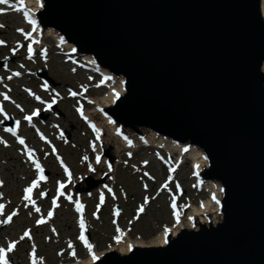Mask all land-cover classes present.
<instances>
[{
	"label": "water",
	"instance_id": "water-1",
	"mask_svg": "<svg viewBox=\"0 0 264 264\" xmlns=\"http://www.w3.org/2000/svg\"><path fill=\"white\" fill-rule=\"evenodd\" d=\"M261 0H41L35 12L75 54L123 80L107 115L202 151L221 188L218 218H193L164 245L93 264H264V18ZM2 62V61H1ZM51 80L45 71L38 73ZM16 126H10L14 128ZM109 162L110 149L104 150ZM89 191L104 179L92 182Z\"/></svg>",
	"mask_w": 264,
	"mask_h": 264
},
{
	"label": "rangeland",
	"instance_id": "rangeland-1",
	"mask_svg": "<svg viewBox=\"0 0 264 264\" xmlns=\"http://www.w3.org/2000/svg\"><path fill=\"white\" fill-rule=\"evenodd\" d=\"M15 2L10 0L11 4H0V8H14ZM14 12L6 13V16L0 14L3 17L0 18V25H3L0 27V40L4 41L0 45V107L3 108V113H0V141H4L0 143V204L4 205L0 221L13 211L17 213L10 223H0V247L6 249L9 243L19 241L17 247L7 253L9 264H32L30 254L33 251L36 264L68 263L87 257L90 252L78 239L81 214L75 210L76 199L84 206L82 215L88 243L97 250H103L114 244L118 228L127 230L130 226V231H127L132 238L147 240L174 222L183 203H197L207 196V191L198 189L196 185L192 160L185 157L180 162L175 161L177 154L169 157V153L157 146L143 145L135 151L124 149L119 158L112 154L114 158L109 162L99 147L101 144L90 127L91 123L83 120L77 111V108H81L83 113L92 109L93 105L87 100L108 90L105 84L98 85L102 75L88 69L82 57L64 54L66 49L57 47L54 38H45L43 48L37 49L29 58L28 40L18 31L22 29L26 33L29 24L23 15ZM43 51L46 55H42ZM40 68L46 70L56 85L44 87L45 82L34 74ZM14 72L20 75L13 76ZM70 92L77 95L72 96ZM4 95L9 99L5 100ZM35 96L41 99L37 100ZM53 99L56 100L54 104L51 103ZM48 104H51L50 109ZM53 105H56L55 109ZM34 111L43 116H32L31 122L22 120ZM17 121L19 127H14L16 135L5 131L9 123L16 126ZM18 137L25 140L24 145L18 143ZM26 149L33 150L34 159L48 171L47 179L39 181V186L31 194L35 207L40 208L39 213L23 199L24 189L33 180H38ZM85 156L87 160L83 159ZM97 156L111 165L108 173L91 170ZM61 160L72 174L71 182L61 167ZM103 175L104 182H98L89 191L84 190L88 186V178L97 183L98 177ZM58 182L66 185L64 196L57 195ZM165 184L167 188L162 187ZM109 188L112 192L108 191ZM41 192H45V196L41 197ZM101 194L105 202L97 212ZM68 195L72 196L71 201L66 199ZM146 197L147 204L144 203ZM53 198L57 199L58 208H52ZM173 198L175 208L172 206ZM117 205L120 208L118 216L114 215ZM141 206L144 207L143 212H139ZM49 210L53 211L52 218L37 225L38 219L47 218ZM25 230H30L32 239L20 241ZM69 241L73 244L71 249L68 248ZM72 252H75L74 256L70 254Z\"/></svg>",
	"mask_w": 264,
	"mask_h": 264
},
{
	"label": "bare ground",
	"instance_id": "bare-ground-1",
	"mask_svg": "<svg viewBox=\"0 0 264 264\" xmlns=\"http://www.w3.org/2000/svg\"><path fill=\"white\" fill-rule=\"evenodd\" d=\"M18 4V0L16 2ZM11 4V3H10ZM24 8L20 11H16L15 8L18 7V5L15 8H4L3 12H0L1 16H6V13H11L12 11H15L16 13H20L24 16V12L27 11L29 13V16L32 20H35V25L29 24V29L27 32H31L32 35L29 40H33L31 42V46L36 47L38 49H42V43L45 41V38H54L57 47H60V49L65 48V52L70 53L72 49L71 43H64L62 38L52 29H44L42 30L40 26L36 22L35 12L40 7V0H23ZM261 13L264 18V0H261ZM2 9V8H0ZM14 12V13H15ZM3 18V17H0ZM25 18V16H24ZM35 29V30H33ZM26 32V33H27ZM34 41H36L34 43ZM28 46V43H27ZM41 47V48H40ZM34 49V48H33ZM35 52H32V55H34ZM44 54V51L42 52V55ZM84 61L86 62V67L88 69H92L99 74L102 75L103 80L99 81L98 85H104L108 87V90L100 95L91 97L89 102L93 105L92 109H86L84 114L88 118V121L91 124H94L97 129L100 130V139L99 142L102 150H105L107 147H110L111 154H113L116 158H119L121 156V152L124 149L129 146V144L125 141L124 137H127L129 140L133 141V145L131 146V149H134L133 151L137 150L139 146H163L167 149L169 152V157H172V155H179L174 158L175 161H181L185 157L190 158L192 160V165L194 167V173L193 176L196 178V185L201 187V189H205L207 191V196L205 198H201L197 201V203L193 202H186L183 203L179 213H178V219L177 217L174 219V222L165 225L163 228L160 229L155 235H153L151 238L144 240L140 237L132 238L129 235H126L124 231L120 232L118 236H120V240L117 241L115 239V242L112 246H109L105 250H97L96 247L93 245L91 252L89 255L83 259H78L73 262L68 263H57V264H93L96 259H98L104 252H107L109 250H116L120 253H127L129 249L136 245L138 247H150L155 245H163L164 239H165V231L167 229L168 233H172L173 235L177 234L178 231H180L183 228H190L193 224V218L198 217L199 221H205L206 215H210L211 219L213 221H216L218 218V209H219V198H220V185L217 182H211L207 181L204 182L200 178V171L203 169V167L206 165V160L202 154V151L191 146L187 151H184V153L181 152L183 149V144H178L173 141L163 139L161 136H157L154 134V132H151L147 135L145 139H139L138 137H133L132 133L126 134L123 131H120L115 123L112 122L111 118L106 115L107 111L106 109L111 107L114 104L115 99L117 98L118 94H120L123 91V80L121 77H116L112 75L111 73L101 70L97 68L94 65L93 60L89 56L83 57ZM264 67V66H263ZM23 111V110H22ZM24 118L22 117V120ZM26 121V120H24ZM119 131V135L117 132ZM113 147V149H111ZM171 159V158H170ZM116 163V162H115ZM114 167V164H113ZM109 165L105 162V160H100V163H97L96 160L92 165V171H103V173H108ZM98 179H105L104 175L99 176ZM106 180V179H105ZM2 183L0 184V186ZM99 188V186H98ZM215 197V199L213 198ZM17 206L20 204L16 203ZM4 246L3 244H1ZM4 248V247H3ZM93 256L96 257V259H93Z\"/></svg>",
	"mask_w": 264,
	"mask_h": 264
},
{
	"label": "snow or ice",
	"instance_id": "snow-or-ice-1",
	"mask_svg": "<svg viewBox=\"0 0 264 264\" xmlns=\"http://www.w3.org/2000/svg\"><path fill=\"white\" fill-rule=\"evenodd\" d=\"M0 4L2 5H9L10 4V0H0ZM24 8V4H23V0H18V7L15 8L16 11H20ZM4 10L3 9H0V12H3ZM24 16H25V19L27 20V22L31 25H35V20H32L29 16V13L27 11L24 12ZM0 27H3V25H0ZM35 30V29H33ZM18 31H20L22 34L25 35V38L28 39L31 37L32 33L31 32H27L25 33L22 29H18ZM36 41H34L35 43ZM4 44V41L0 40V45ZM16 50L13 49V52H15ZM28 51H29V58H31V54H32V46L31 44L28 45ZM13 76H19L20 73L19 72H14L12 74ZM12 77H9V79H11ZM45 88H47V84L44 85ZM30 95H34V93H31L29 92ZM70 95L72 96H75L77 95V93L75 92H70ZM4 99L5 100H8L9 97L7 95H4ZM35 99L37 100H40L41 98L39 96H35ZM42 102V101H41ZM52 104L56 103V100L53 99ZM16 107H20V105H16ZM47 107L50 109L51 108V104H48ZM77 111L81 114V116L87 120V117H84L83 116V111L81 108H77ZM0 113H3V108L0 107ZM37 115V112H33L31 116H25L24 119L31 122L32 120V116H35ZM5 118L7 119V116L5 115ZM16 127L18 128L19 127V121H17V125ZM90 127L93 128V131L96 133V139L99 140L100 139V130L96 128V126L94 124H90ZM5 131L7 132H11L13 135H16V128H6ZM117 134L119 135V131L117 132ZM61 135V138H63V133L60 134ZM41 139L44 140L45 137L41 134ZM125 141L129 144V146H131L132 142L131 140H129L127 137H124ZM0 143H4V141H0ZM18 143L21 144V145H24L25 144V140L23 138H19L18 137ZM93 148L95 150V145H93ZM56 149L53 148V152L55 153ZM185 151H187V149H185ZM26 154H27V158L28 160H30L32 162V164L35 166L37 172H38V180H33L30 184V186L26 187L24 189V196H23V199L29 203L32 204V206L34 207L35 211L37 213L40 212V208L39 207H35V201L32 199V192H33V189L37 188L39 186V181H44L46 180L47 178L45 177L44 175V169L43 167L41 166V164L34 159V151L31 150V149H26ZM129 155H131L129 153ZM57 159H59V157H57ZM83 159L87 160L88 157L85 156L83 157ZM96 162L97 163H100V157L97 156L96 157ZM61 163V167L63 168L66 176L68 177L69 179V182H71V172H69L68 168L63 164V161L61 160L60 161ZM146 163V162H145ZM109 170H111V165H109ZM174 170V169H173ZM145 175H148L147 173H145ZM2 183V182H0ZM145 187H147L145 185ZM162 187L164 188H167V184L163 185ZM66 188V185L64 183H61V182H58V188H57V195L58 196H64L65 193H64V189ZM177 189H179V185H177ZM109 192H112V189L109 188L108 189ZM45 192H41L40 195L41 197L45 196ZM215 199V197H213ZM66 199H68L69 201H71L73 198L71 195H68L66 197ZM104 195L101 194L100 195V198H99V203L97 204V212L100 210V206L104 204ZM144 203L147 204L148 203V198L146 197L145 200H144ZM27 206V205H25ZM173 208H175V198H173V204H172ZM59 205L57 203V199L56 198H53L52 200V208L55 209V208H58ZM3 209H4V205L3 204H0V214H3ZM75 210L77 213H80V218L78 220V224H79V229H80V232H79V236H78V239L81 240L82 242H84L85 246L88 248L89 252H91V249H92V246L91 244L88 243V240L85 236V220L83 218V211H84V206L83 204H81L80 200L79 199H76L75 200ZM144 211V207L141 206L139 208V212H143ZM17 215V213L15 211H13L10 215L7 216V218L3 221H0V223H3V224H8L12 221L13 217ZM95 215V213L93 214ZM114 215L118 216L119 215V212L118 211H115L114 212ZM177 215V219L179 218L178 217V214ZM53 216V211L52 210H49L48 213H47V218H44V217H41L40 219H38L36 221V224L37 225H41V224H45L47 223L48 220H50ZM113 223H115V221H113ZM53 232H55L56 230L53 228L52 229ZM117 232H120L119 229H117ZM165 234L167 235V229L165 231ZM25 238H28V239H32L31 237V234H30V230H25L23 235L20 236L19 240L20 241H23ZM116 240L119 241L120 240V236H117L116 237ZM19 241H13L11 243H9L7 245V248H3V247H0V264H9L8 262V259H7V253H11L18 245ZM68 248L71 249L73 248V244L71 241L68 242ZM71 255H75V252H72L70 253ZM32 256V264H36V258H35V252L33 251L31 254ZM93 259L95 260L96 257L93 256Z\"/></svg>",
	"mask_w": 264,
	"mask_h": 264
},
{
	"label": "flooded vegetation",
	"instance_id": "flooded-vegetation-1",
	"mask_svg": "<svg viewBox=\"0 0 264 264\" xmlns=\"http://www.w3.org/2000/svg\"><path fill=\"white\" fill-rule=\"evenodd\" d=\"M116 208H117V209H120L118 205L116 206ZM118 229H119V228H118ZM130 229H131V227H130V226H129V227H127V230H128V231H130Z\"/></svg>",
	"mask_w": 264,
	"mask_h": 264
}]
</instances>
